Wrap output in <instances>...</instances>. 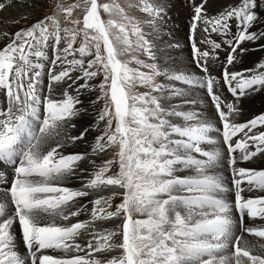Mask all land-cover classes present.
<instances>
[{
  "label": "snow or ice",
  "instance_id": "1",
  "mask_svg": "<svg viewBox=\"0 0 264 264\" xmlns=\"http://www.w3.org/2000/svg\"><path fill=\"white\" fill-rule=\"evenodd\" d=\"M47 7L0 0V264H264V0Z\"/></svg>",
  "mask_w": 264,
  "mask_h": 264
},
{
  "label": "rangeland",
  "instance_id": "2",
  "mask_svg": "<svg viewBox=\"0 0 264 264\" xmlns=\"http://www.w3.org/2000/svg\"><path fill=\"white\" fill-rule=\"evenodd\" d=\"M219 4H224V2H226V0H217ZM98 3H116V4H119L121 7H124L126 12L130 15H134L135 18L137 20H143L145 19V14L141 13L138 11V9H136V5L139 3V0H97ZM43 3H46L48 5L47 8L43 9L40 13V15H43L45 12H50L51 9H54L55 8V5L56 4H62L64 6H69V5H73V4H79L80 7L79 8H74L73 9V15H72V18L74 19H80L82 21V18H83V5H84V0H44ZM132 6V7H129V6ZM184 14V13H183ZM177 15L178 13L176 11H173L172 13V16H173V20H172V24L173 25H177ZM109 18H113V19H118L117 16H115V14H113L112 17H109L107 14H104L101 10V19L102 21L106 22ZM187 15L184 14L183 15V18L181 19L183 22L187 20ZM31 21H21L19 27H24L26 23H29ZM178 24H180L178 22ZM65 26V23H64V19H63V16L61 15V27H64ZM70 26V25H69ZM82 26V24H81ZM177 29V28H176ZM186 29V27H185ZM16 29L12 30H8L9 32H14ZM185 34L184 36L182 37V39L185 40ZM131 40H133L134 42V37H130ZM77 43H79V40L77 41ZM184 44V43H183ZM101 47H102V42H101ZM185 53L188 55V52L185 51ZM135 53L132 51V49H129V51L127 53H125L123 56L119 57L121 60H130L131 59V56L134 55ZM219 57H220V60H224L225 58V51L221 48L219 50ZM260 57H264V53H261L259 51L257 52H254V53H251L244 61V64L246 67H252L257 61H258V58ZM248 61V62H246ZM250 61V62H249ZM251 64V65H250ZM130 66H135L134 65V62H132L130 64ZM143 70V69H141ZM102 78V77H101ZM46 82V81H45ZM99 80L96 81V83H98ZM135 91L136 92H145V91H149V89H146V88H143V87H140V86H137L135 88ZM93 99H95V97H93ZM259 106V107H258ZM103 107V104H99L97 106V108H101ZM264 107L263 106V103L261 102L260 98H257L255 101H253L252 104H250L246 110H245V113H244V119L247 120V119H251L254 115H258L260 112H264ZM256 108V109H255ZM114 127V125H113ZM260 131H264V128H260L259 129ZM241 134H237V137L240 138ZM111 154H109V157L110 158ZM258 160L254 161L252 164H242L241 166H245V167H254V168H261L259 167V162H257ZM244 188L247 187V184L245 183L243 185ZM259 193H246L244 192V197L245 198H249V197H252V198H255ZM103 196H107V195H110V193H103L102 194ZM144 218L142 215H139L137 214L136 216H134V219H142ZM107 226V228H112L113 226Z\"/></svg>",
  "mask_w": 264,
  "mask_h": 264
},
{
  "label": "bare ground",
  "instance_id": "3",
  "mask_svg": "<svg viewBox=\"0 0 264 264\" xmlns=\"http://www.w3.org/2000/svg\"><path fill=\"white\" fill-rule=\"evenodd\" d=\"M44 0H42V2H43ZM46 1V0H45ZM181 2H182V0H181ZM218 2V1H217ZM224 3H226V2H224ZM219 4V3H218ZM9 14H11V15H13V16H15L16 15V13L15 12H11V13H5V14H3V15H9ZM183 11L181 10V12L180 13H178V15H177V25H178V27H177V29L175 30V33H174V35H175V37H176V39H178L180 42H181V44H183L184 43V39H182V37L184 36V34L186 35V29H185V27H186V21H182L181 19L183 18ZM178 22L180 23V24H178ZM20 25V24H19ZM19 25L18 26H12V25H9V27L7 28V30H10V29H12V30H14V29H16V27H19ZM222 49L224 50V48L222 47ZM177 55H179V53H177ZM183 55L185 56V57H187L188 55L184 52L183 53ZM246 62H248V61H246ZM250 62V61H249ZM251 65V64H250ZM177 84H178V86H181L180 84H179V82H177ZM205 94H206V90H205ZM175 102V101H174ZM263 106H264V103H263ZM259 107V106H258ZM262 108H264V107H262ZM256 109V108H255ZM80 149H83V147H84V145L83 144H81L80 146ZM257 162H259V167H264V163H262L260 160H258ZM185 175H187V174H190V173H188V172H185L184 173ZM68 186H73V187H79V185L78 184H70V185H68ZM247 188V187H246ZM245 188V189H246ZM247 194L248 193H254V192H256V193H259V194H264V193H261L259 190H253V191H251V192H249V191H245ZM103 193H105V192H102V193H99L98 195H102ZM92 198H96V195H94ZM89 211H90V209H89ZM244 222H245V225H250V226H259V225H264V219H261V218H259V217H257V218H248L247 216H246V214H245V218H244ZM109 225H111V226H113L112 224H104L103 225V227H107V226H109ZM110 226V227H111ZM244 236H245V238L249 241V243H251V244H256L257 246L259 245V243H262V242H264V238H260V237H255L254 235H249L248 233H244Z\"/></svg>",
  "mask_w": 264,
  "mask_h": 264
}]
</instances>
